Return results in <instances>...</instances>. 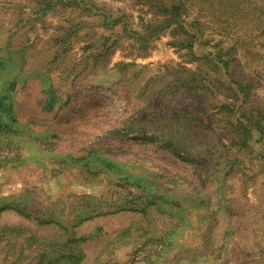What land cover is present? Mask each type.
I'll use <instances>...</instances> for the list:
<instances>
[{
    "label": "rangeland",
    "instance_id": "rangeland-1",
    "mask_svg": "<svg viewBox=\"0 0 264 264\" xmlns=\"http://www.w3.org/2000/svg\"><path fill=\"white\" fill-rule=\"evenodd\" d=\"M0 264H264V0H0Z\"/></svg>",
    "mask_w": 264,
    "mask_h": 264
},
{
    "label": "trees",
    "instance_id": "trees-1",
    "mask_svg": "<svg viewBox=\"0 0 264 264\" xmlns=\"http://www.w3.org/2000/svg\"><path fill=\"white\" fill-rule=\"evenodd\" d=\"M261 129H262V127H261Z\"/></svg>",
    "mask_w": 264,
    "mask_h": 264
}]
</instances>
